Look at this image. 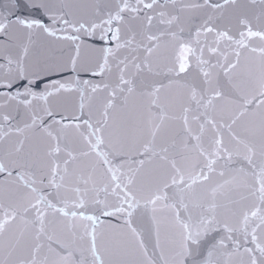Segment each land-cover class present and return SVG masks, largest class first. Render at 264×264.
<instances>
[{"label": "snow or ice", "instance_id": "6c2138e0", "mask_svg": "<svg viewBox=\"0 0 264 264\" xmlns=\"http://www.w3.org/2000/svg\"><path fill=\"white\" fill-rule=\"evenodd\" d=\"M0 264H264V0H0Z\"/></svg>", "mask_w": 264, "mask_h": 264}]
</instances>
